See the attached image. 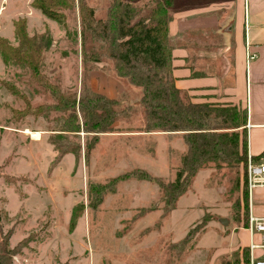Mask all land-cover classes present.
<instances>
[{
  "label": "rangeland",
  "instance_id": "374dc122",
  "mask_svg": "<svg viewBox=\"0 0 264 264\" xmlns=\"http://www.w3.org/2000/svg\"><path fill=\"white\" fill-rule=\"evenodd\" d=\"M109 2L88 0L98 17L106 15ZM155 2L138 0L135 5L149 15ZM241 2L186 0V10L206 8L209 11L203 18H217L201 41L195 40L216 43L218 37L211 28L228 24ZM31 3L0 0V35L16 44L14 20L26 17L30 35L48 31L52 37L43 69L54 83L80 94L84 77L92 90L119 98L126 111L113 132L94 140L87 158L86 143L94 133L59 130L63 121L55 110L47 114L28 111V105L50 100L29 83L26 68L4 62L0 54V224L10 235V246L16 248L14 263L250 264L249 237L244 240L248 245L236 237L231 240L244 226L245 215L244 202L240 208L235 205L237 196L242 197V187L237 191L234 182L236 170L202 169L184 196L187 206L181 209L188 214L181 215L177 206L165 218L157 184L140 179L115 184V176L137 168L174 180L184 140L168 138L162 131L155 135L143 131L141 89L118 77L114 63L91 61L83 67L78 7L68 9L65 20L57 22ZM170 35L176 47L171 30ZM35 133L40 136L34 137ZM249 158L248 154V162ZM99 186L108 189L103 196ZM222 218L229 223L223 224ZM191 229L197 233L183 243ZM256 256L264 257L263 251L257 250Z\"/></svg>",
  "mask_w": 264,
  "mask_h": 264
},
{
  "label": "trees",
  "instance_id": "16d2710c",
  "mask_svg": "<svg viewBox=\"0 0 264 264\" xmlns=\"http://www.w3.org/2000/svg\"><path fill=\"white\" fill-rule=\"evenodd\" d=\"M137 1L110 0L104 17L96 15L88 0H32L31 4L57 22L65 20L68 9L78 7L83 67L91 61L114 63L118 77L141 89L143 131L179 132L186 144L174 180L166 181L146 169L137 168L115 176V184L129 179L157 184L165 218L177 207L179 199L188 192L202 169L236 170L238 178L234 182L237 191L242 187V197L237 196L235 205L240 208L244 202L242 223L248 226L247 111L193 102L188 92L176 86L175 45L170 35V22L175 12L188 8L186 0H155L149 15L140 12L141 8L135 5ZM27 23L26 17L14 20L16 44L0 35V54L4 62L26 68L30 74L29 83L50 100L35 107L28 105V111L47 114L55 110L63 121L59 130L77 133L84 129L94 133L93 140L86 143L88 158L94 140L100 134L113 132L114 124L126 108L119 98L92 90L84 77L80 94L54 83L43 69L44 54L52 44V37L48 31L30 35ZM99 188L101 196L108 191L106 186ZM241 217L238 213L236 219L240 222ZM196 233L191 229L183 243L189 242ZM9 240L10 235L4 233L0 224V264H15L16 248L10 246Z\"/></svg>",
  "mask_w": 264,
  "mask_h": 264
},
{
  "label": "crops",
  "instance_id": "0c3cea01",
  "mask_svg": "<svg viewBox=\"0 0 264 264\" xmlns=\"http://www.w3.org/2000/svg\"><path fill=\"white\" fill-rule=\"evenodd\" d=\"M206 11L209 9L178 11L170 24L177 44L173 51L176 86L188 92L196 103L244 108L248 114V154L253 160L264 163V0H242L228 24L211 28L218 37L216 43H198L201 35L217 24V18H203ZM196 38L200 40L197 42ZM251 54L256 56L249 58ZM154 132L145 133L155 135ZM161 133L168 138L179 136L183 141L179 132ZM179 148L182 156L186 144ZM185 195L178 201L177 212L186 204ZM249 206L250 216L264 218V185L250 191ZM184 212L188 214L187 210ZM184 212L181 215H186ZM235 237L237 242L248 245L244 243L245 238L250 240L248 226H242L231 240ZM253 238L260 241L261 235L256 233Z\"/></svg>",
  "mask_w": 264,
  "mask_h": 264
},
{
  "label": "built area",
  "instance_id": "2783aa9c",
  "mask_svg": "<svg viewBox=\"0 0 264 264\" xmlns=\"http://www.w3.org/2000/svg\"><path fill=\"white\" fill-rule=\"evenodd\" d=\"M255 56L256 54H251L249 58L253 59ZM259 185H264V163L257 162L250 157L248 162V189L251 191ZM248 229L250 231V247L252 252L250 264H264V257H257L254 254L257 249L264 251V218L251 215ZM256 233L261 235L260 243L255 242L253 238Z\"/></svg>",
  "mask_w": 264,
  "mask_h": 264
},
{
  "label": "water",
  "instance_id": "95a60500",
  "mask_svg": "<svg viewBox=\"0 0 264 264\" xmlns=\"http://www.w3.org/2000/svg\"><path fill=\"white\" fill-rule=\"evenodd\" d=\"M222 223L227 225L229 223V220L227 218H222Z\"/></svg>",
  "mask_w": 264,
  "mask_h": 264
},
{
  "label": "bare ground",
  "instance_id": "6f19581e",
  "mask_svg": "<svg viewBox=\"0 0 264 264\" xmlns=\"http://www.w3.org/2000/svg\"><path fill=\"white\" fill-rule=\"evenodd\" d=\"M33 136H34V137H38V136H40V135H39V133H35V134H33ZM37 139H39V138H37Z\"/></svg>",
  "mask_w": 264,
  "mask_h": 264
}]
</instances>
